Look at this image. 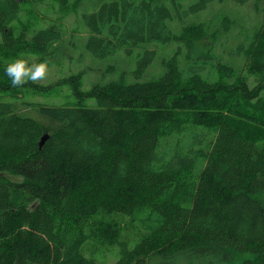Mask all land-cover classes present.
I'll use <instances>...</instances> for the list:
<instances>
[{
    "label": "trees",
    "instance_id": "16d2710c",
    "mask_svg": "<svg viewBox=\"0 0 264 264\" xmlns=\"http://www.w3.org/2000/svg\"><path fill=\"white\" fill-rule=\"evenodd\" d=\"M225 1L57 0L77 41L111 59L83 91L80 74L11 86V57L51 61L67 29L21 24L29 1L0 0V93L68 84L74 98L40 107L52 132L0 101V264H98L83 247L119 242L113 215L144 231L115 264H264V0H234L263 17L247 32L218 14ZM136 50L130 73L111 58Z\"/></svg>",
    "mask_w": 264,
    "mask_h": 264
},
{
    "label": "rangeland",
    "instance_id": "374dc122",
    "mask_svg": "<svg viewBox=\"0 0 264 264\" xmlns=\"http://www.w3.org/2000/svg\"><path fill=\"white\" fill-rule=\"evenodd\" d=\"M28 1L29 2L24 7L21 15V24H29L28 22L30 19H33L32 22L36 24L37 29H39L48 27L49 24L61 20L62 25H65V28L67 29L64 48L57 57L52 58L51 61L47 60L49 63V73L47 78L38 81L35 84H37L40 88L52 87L62 78L80 74L82 77L83 91H89L96 82L101 81L104 71L109 65L111 59L108 58L102 60L95 58L86 50L83 41H77L76 38L83 32L79 17L75 16L74 14H68L63 17L62 11L64 12V9L60 6V3H58L57 0ZM216 9L219 10L218 14H221L220 16L231 13V16L234 17L236 22L238 16L241 15V24L237 22V26L232 28V30H235L236 32L239 31L242 25L247 26V30H245L247 32L251 29V27H253V25L256 23V20L262 21L263 19V17L260 16L256 11L254 2L241 5L234 0H227L223 4H217ZM209 13L211 14L212 12ZM211 22H213V20H211ZM214 24L217 25L218 22H214ZM73 34L77 35L73 36ZM2 41L3 33L0 29V42ZM211 44L212 43L210 41H206L202 51L204 52L209 49ZM229 46L231 45L229 44ZM120 52L121 51L111 58L117 57L119 67L126 65L128 67V73H130L132 69H135L134 65L138 56V51H134L133 54L128 57ZM1 54L2 53H0V56H2ZM19 57L20 56L11 57V61ZM24 58H28L30 63H39L45 61L37 56L31 55H26ZM162 58H164V55L162 56L159 52L156 61L159 62L162 60ZM0 101L13 104L15 107V112L20 116L35 119L47 132H52L58 128V125L43 116L40 112V107H64L72 105L74 103V98L72 96L70 85L65 84L62 87H53L48 92L31 93L30 91H24L22 94L0 93ZM87 102L91 107L96 106L95 99H89ZM18 178L19 177H11V179L17 181L20 180ZM254 198L260 201L264 206V192L256 194ZM107 220L121 226L119 228V231L121 232L119 242L114 244H106L91 238L83 247L85 256L89 258H95L98 264H115L121 259L123 255V246L131 250L144 238V231L140 229L138 225L133 224L125 217L113 215L107 218ZM254 259L255 255L253 254H243L239 256L233 264H243V262L246 260ZM150 264L152 263L150 262Z\"/></svg>",
    "mask_w": 264,
    "mask_h": 264
},
{
    "label": "clouds",
    "instance_id": "9594fccd",
    "mask_svg": "<svg viewBox=\"0 0 264 264\" xmlns=\"http://www.w3.org/2000/svg\"><path fill=\"white\" fill-rule=\"evenodd\" d=\"M5 72L11 80L12 87H22L29 81L36 83L47 78L49 63L47 60L39 63H30L23 54L10 62H7Z\"/></svg>",
    "mask_w": 264,
    "mask_h": 264
}]
</instances>
